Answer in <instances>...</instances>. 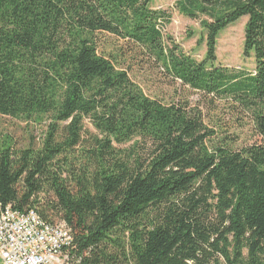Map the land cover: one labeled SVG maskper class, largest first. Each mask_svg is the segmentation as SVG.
<instances>
[{"label":"trees","instance_id":"16d2710c","mask_svg":"<svg viewBox=\"0 0 264 264\" xmlns=\"http://www.w3.org/2000/svg\"><path fill=\"white\" fill-rule=\"evenodd\" d=\"M151 1L0 0V116L45 128L0 137V208L64 223L70 263L264 264V0H185L207 17L202 60ZM243 16L254 69L235 74L215 52ZM149 62L233 99L260 141L234 148L190 101L147 94L131 72Z\"/></svg>","mask_w":264,"mask_h":264},{"label":"rangeland","instance_id":"374dc122","mask_svg":"<svg viewBox=\"0 0 264 264\" xmlns=\"http://www.w3.org/2000/svg\"><path fill=\"white\" fill-rule=\"evenodd\" d=\"M185 0H152L151 7L162 9L170 15V20L164 26L165 37L192 55L197 60L206 56V36L201 21L207 17L199 15L196 18L182 13L180 5ZM247 16L241 17L235 23L223 29L217 39L216 63L228 71L238 74L249 73L254 69L252 58L244 55V33ZM131 76L144 91L167 102L188 100L192 106L201 109L204 120L210 128L215 129L219 140L231 143L232 147L240 148L260 141L253 117L244 112L233 99L215 97L183 86L180 81L170 79L159 67L142 63L132 68ZM44 125L26 128L25 124L11 118L0 116V137L9 133L18 147H26L32 138L37 141L43 136ZM90 131L94 129L90 127ZM0 264L3 262L0 260ZM72 264V263H69Z\"/></svg>","mask_w":264,"mask_h":264},{"label":"built area","instance_id":"2783aa9c","mask_svg":"<svg viewBox=\"0 0 264 264\" xmlns=\"http://www.w3.org/2000/svg\"><path fill=\"white\" fill-rule=\"evenodd\" d=\"M0 216V260L3 264H69L73 236L64 223L38 222L29 211L13 207ZM78 264V263H72Z\"/></svg>","mask_w":264,"mask_h":264},{"label":"bare ground","instance_id":"6f19581e","mask_svg":"<svg viewBox=\"0 0 264 264\" xmlns=\"http://www.w3.org/2000/svg\"><path fill=\"white\" fill-rule=\"evenodd\" d=\"M6 207H11V206L8 205ZM29 214H33V218H35L36 221L44 222L43 219L34 210H29ZM0 216H6V209H0Z\"/></svg>","mask_w":264,"mask_h":264}]
</instances>
